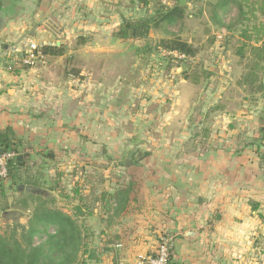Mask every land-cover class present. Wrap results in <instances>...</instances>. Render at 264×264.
<instances>
[{"label": "rangeland", "instance_id": "1", "mask_svg": "<svg viewBox=\"0 0 264 264\" xmlns=\"http://www.w3.org/2000/svg\"><path fill=\"white\" fill-rule=\"evenodd\" d=\"M216 1L184 0V19L151 29L144 40L116 41L113 33L96 39L76 29L59 40L62 56L51 58L42 73L18 80L17 103L6 125L12 126V143L24 149L21 176L49 193L52 208L72 214L79 207L83 216L77 222L85 233L83 217L95 209L99 213L107 189L130 180L187 178L193 166L189 157L201 160L197 167L213 184L208 191L215 196V115L224 122L252 117L250 136L256 135V125L264 128V70L257 73L253 92L241 84L254 62L241 32L263 18L243 22L233 11L220 27L210 17ZM147 2L124 1L125 18L152 17L179 0ZM173 36L192 45L195 57L178 62L158 48ZM79 37L86 41L78 44ZM259 84L263 90L254 92ZM19 95L32 105H19ZM258 137L256 155L264 180V135ZM10 184L0 181L1 233L12 224L9 216L2 219L4 212L24 214L18 220L22 225L30 214L17 209L24 193ZM247 208L255 213L247 224L251 248L228 250V260L221 264H264V195ZM220 221L215 219V226Z\"/></svg>", "mask_w": 264, "mask_h": 264}, {"label": "crops", "instance_id": "2", "mask_svg": "<svg viewBox=\"0 0 264 264\" xmlns=\"http://www.w3.org/2000/svg\"><path fill=\"white\" fill-rule=\"evenodd\" d=\"M124 1L132 0H0V53L21 46L24 38L39 45L59 46V40L70 37L76 29L96 39H107L125 18ZM2 65L0 131L12 127L6 122H11L18 80L40 74L45 67L23 69L12 76ZM19 97V105L22 101L32 105ZM220 118L215 115V196L208 191L213 184L197 167L201 161L197 157L188 158L193 166L188 167L187 178L167 176L164 181L130 180L113 185L99 202V213L95 209V214L83 217L88 223L87 250L93 255L89 259L85 256L87 264H136L139 257L154 252L162 236L172 240L170 264H221L228 260V250L251 248L247 224L255 213L247 204L259 202L264 195L256 155L258 135L263 137L264 128L256 125V135L250 136L253 120L248 119L252 117H234L226 122ZM119 189H128L129 195L122 211L115 213L116 202L111 195ZM213 218L221 220L218 226Z\"/></svg>", "mask_w": 264, "mask_h": 264}, {"label": "trees", "instance_id": "3", "mask_svg": "<svg viewBox=\"0 0 264 264\" xmlns=\"http://www.w3.org/2000/svg\"><path fill=\"white\" fill-rule=\"evenodd\" d=\"M138 2L143 6L148 5L147 0H138ZM233 11H236L238 18L243 22H250V18L256 20L257 16L263 18L262 22L253 24L251 27L246 26L241 32L244 43L248 42L249 54L254 61L253 68L244 76L241 84L253 92L257 73L261 72L264 66V0H218L212 5L210 17L215 25L222 27L223 19ZM184 17L185 8L178 2L168 9L157 11L152 17L123 18L122 23L114 32V37L119 40H144L148 38L151 29H156L163 23L172 26L182 21ZM77 41L78 44H83L85 40L79 37ZM39 46L42 52L49 57L63 55L61 45ZM158 48L167 52L166 54L174 55V59L178 62H186L196 55L194 47L178 36L161 40ZM23 69L14 68L13 71L18 74ZM262 90V85L259 84L254 92ZM13 136L10 127L0 131V153L13 152L15 154V158L8 164L6 180H10L11 186H16L18 193L22 192L18 190L19 186L39 188L28 177L23 176L22 178L21 169L25 166L24 149L12 143ZM23 193L24 197L34 204L29 206L27 199H21L17 203L20 208L17 209L30 211L26 224L22 225L18 222L5 224L6 230L0 232V264H87L86 260L80 259L87 255L89 259L93 255L87 250V234L80 229L77 222L78 218L83 216L81 209L76 207L72 214H66L52 208L48 198ZM128 195V189H119L111 195V199L116 202L115 213L122 211Z\"/></svg>", "mask_w": 264, "mask_h": 264}, {"label": "built area", "instance_id": "4", "mask_svg": "<svg viewBox=\"0 0 264 264\" xmlns=\"http://www.w3.org/2000/svg\"><path fill=\"white\" fill-rule=\"evenodd\" d=\"M182 58V57H179ZM49 56L45 55L37 42L24 38L21 46L11 47L0 53V64L6 73L16 76L14 68L35 69L46 66ZM15 158L13 152L0 153V181H6L8 164ZM172 247L170 237H160L154 252L151 255L139 257L136 264H169V256Z\"/></svg>", "mask_w": 264, "mask_h": 264}, {"label": "water", "instance_id": "5", "mask_svg": "<svg viewBox=\"0 0 264 264\" xmlns=\"http://www.w3.org/2000/svg\"><path fill=\"white\" fill-rule=\"evenodd\" d=\"M183 1L184 0H179L180 6H184ZM1 21H4V20L2 19ZM141 147H142V145L133 148L131 150V152L128 154L126 161L130 160L131 156L133 154H135L137 152V150H139ZM18 190L25 192L27 194H31L33 196H40L42 198H47L49 196V193L47 191L40 189V188L30 187V186H27V187L26 186H19ZM5 216H9L8 220L11 222H18V220H20L24 217V214H22L20 212H8V211H6L2 214V219H4Z\"/></svg>", "mask_w": 264, "mask_h": 264}, {"label": "flooded vegetation", "instance_id": "6", "mask_svg": "<svg viewBox=\"0 0 264 264\" xmlns=\"http://www.w3.org/2000/svg\"><path fill=\"white\" fill-rule=\"evenodd\" d=\"M134 155V154H133ZM133 155L131 156V158L133 157Z\"/></svg>", "mask_w": 264, "mask_h": 264}]
</instances>
